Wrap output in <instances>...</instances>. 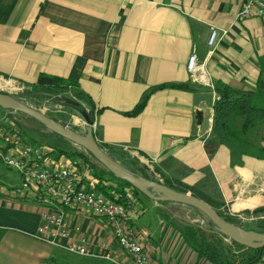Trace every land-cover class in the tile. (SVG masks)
Masks as SVG:
<instances>
[{"label":"crops","instance_id":"obj_1","mask_svg":"<svg viewBox=\"0 0 264 264\" xmlns=\"http://www.w3.org/2000/svg\"><path fill=\"white\" fill-rule=\"evenodd\" d=\"M244 1L0 0V85L4 78L19 89L28 87L40 74L67 79L94 106L93 133L105 152L117 160L122 154L138 159L159 182L198 185L242 221L262 219L264 120L242 132L243 118L233 117L234 130L250 145L239 154L212 131L216 85L264 93V14L239 19ZM211 27L219 33L212 46ZM193 51L209 85L192 80L187 70ZM164 84L169 87L152 92L139 114H127L147 90ZM11 115L1 108L0 122L16 120ZM65 125L77 129L74 121ZM62 139L60 149H44L35 138L32 143L45 151L49 164L83 163L79 154L87 151ZM95 167L87 169L86 181L99 183L102 169ZM2 181L7 189L20 178L14 172ZM127 193L126 201L140 211L134 223L142 247L155 264H214L200 258L174 228L173 202ZM64 210L68 234L57 241L85 240L111 259L72 254L38 240L33 233L45 208L0 191V264H134L116 244L106 219L83 209ZM256 264H264V252Z\"/></svg>","mask_w":264,"mask_h":264},{"label":"built area","instance_id":"obj_2","mask_svg":"<svg viewBox=\"0 0 264 264\" xmlns=\"http://www.w3.org/2000/svg\"><path fill=\"white\" fill-rule=\"evenodd\" d=\"M263 14L264 0H245L237 16L239 19H246ZM218 35L217 28L211 27L208 37L209 45L216 43ZM187 70L192 80L209 85L204 64L198 63L194 51L188 58ZM40 109L44 112L43 109L47 108L42 106ZM83 125L85 128V121ZM92 129L94 132V122ZM0 164L16 172L20 178L17 185L7 189L0 181L1 192L32 200L45 208L40 225L33 233L38 240L57 245L72 254L111 259L109 253L97 254L96 247L85 240L69 243L57 241L59 237H65L68 234L64 208L83 209L107 220L112 227L116 244L134 264H155L143 249L140 233L135 227L134 222L140 212L138 208L130 201L119 202L117 199L109 198L97 187L99 183L86 181L84 174L88 168L81 161L73 159L59 166L49 164L45 151L26 141L15 119L6 123L0 122ZM119 197L120 195L117 196ZM249 219L255 218L249 217Z\"/></svg>","mask_w":264,"mask_h":264},{"label":"trees","instance_id":"obj_3","mask_svg":"<svg viewBox=\"0 0 264 264\" xmlns=\"http://www.w3.org/2000/svg\"><path fill=\"white\" fill-rule=\"evenodd\" d=\"M164 87H169V85L164 84L152 87L147 90L142 95L140 101L135 105V107L127 114H139L145 107L150 94L155 90ZM214 90L216 92V95L218 96V99L213 105L212 131L219 143L227 146L232 152H234V154H239L244 151V148H250V145L240 139V136L232 126V119L236 115H239L243 118L244 121L242 132H246L247 129L255 122L264 120V93L260 91L250 90L242 92L236 91L223 84L216 85L214 87ZM15 98L32 106L40 107L44 104H51V106L61 105L63 106V112H70L73 109L78 113L83 114V116H86L91 122H94L95 108L88 96L80 91L75 84L62 77L40 74L37 77L36 81L29 85V89L27 91L20 95H16ZM48 116L56 121H60L63 124H66L65 122L67 120V117L66 115L62 114V111L58 114H48ZM99 146L101 147L100 144ZM59 153H62L69 158L72 157L70 153L65 151H59ZM106 153L120 165L133 172L134 174L159 182L157 179L151 176L146 166L141 164L138 159L129 158L126 155L122 154L121 156H119V160H117L112 156L111 152L106 151ZM89 155L91 154L89 153ZM79 156L83 158L84 164H88V158L86 156H83L82 154H79ZM88 168H91L94 171L95 169L97 170V168L93 164H89ZM107 173L110 178L103 179L104 182L107 183V185H103V182L100 180L104 178L105 171L99 170V184L97 185V187L104 191L109 198L117 199L119 202H124L128 199L127 189H130L134 194L140 193L126 181L116 178L108 171ZM113 183L116 184L114 185ZM160 183H163L169 188L180 192H189L195 197L202 199L203 201L211 205L222 218H224L229 223L240 227L243 230L264 232V218L255 221H242L235 215L225 213L221 211L222 204L220 202L210 200L201 190H199L198 185H188L182 182L174 184L169 180ZM108 188L113 189L111 192H109L106 191V189ZM118 195H120L119 198H117ZM162 202L169 203L168 201ZM208 222L210 229L219 233V231L213 226L211 221L208 220ZM174 228L182 235L184 241L197 252L200 258H204L210 263L256 264L261 260L264 252V248H247L230 240V243H232V245L237 246L242 250V252L239 253L238 256H235L234 253H232L231 248L221 241L212 242L207 240L204 232L198 229L195 225L184 222H174Z\"/></svg>","mask_w":264,"mask_h":264},{"label":"water","instance_id":"obj_4","mask_svg":"<svg viewBox=\"0 0 264 264\" xmlns=\"http://www.w3.org/2000/svg\"><path fill=\"white\" fill-rule=\"evenodd\" d=\"M201 91L212 92L211 87L200 86ZM0 107L14 112H20L36 120L50 132L56 133L71 143L82 147L88 151L97 161L116 178L129 183L139 192L160 201L175 202L188 205L202 212L213 226L223 236L247 248H264V232L254 230H243L222 218L219 213L208 203L195 197L189 192H180L169 188L163 183L150 180L134 174L124 168L117 161L111 158L97 143L92 124L86 116V126L84 130H74L73 128L56 121L41 111L39 106L28 105L7 93L0 91ZM197 123H201V115H196Z\"/></svg>","mask_w":264,"mask_h":264},{"label":"rangeland","instance_id":"obj_5","mask_svg":"<svg viewBox=\"0 0 264 264\" xmlns=\"http://www.w3.org/2000/svg\"><path fill=\"white\" fill-rule=\"evenodd\" d=\"M2 80L4 82H1L0 91L7 93L10 96L15 97L16 95H20L29 89V86L27 87V85H22L19 89V88H17V85L12 83L10 80L4 79V78H2ZM11 85H13V87ZM42 106H45L47 108L46 110L43 109L44 113L47 115L48 114H58L62 111V114L66 115V117H67V120H66L67 122L72 123V121H74V124L76 125V128H77L75 130H78V129L82 130V128H84V125H83L84 120H82L83 117L81 116L80 113H77L76 110L72 109V111H70V112H68V111L63 112V106H61V105L51 106V104H49V105L44 104V105H41L40 107H42ZM0 109H1V107H0ZM12 112L14 113V115H11V116L12 117L14 116L16 118V121L20 125L22 132H23V135L26 138V141L28 143H32L33 142L32 140L35 138L38 141V143H35V144H40V146L43 147L44 149H60V148H62V145L64 143L62 142L63 139L61 136H59L56 133L50 132L42 124H40L36 120L28 117L25 114H22L20 112H14V111H12ZM71 116L72 117L74 116V118H71ZM68 126H71V125H68ZM32 144H34V143H32ZM86 156L91 161V163H93L99 169L104 170L105 175L108 174L107 170L97 161V159H95L94 157L89 155L88 151L86 152ZM13 177H14V171L7 168L3 164H0V181L3 182L2 180H10ZM107 178L109 179L110 176H107ZM169 205H171L170 207H173V209H170V211L173 214V217H174L173 219L175 220V223L184 222V223H188V224L197 226L198 229H200L204 232L207 240L212 241V242L221 241L222 243L226 244L228 247L231 248L232 253H234L235 256H238L239 253L242 252V250L239 249V247L232 245V243H230V240L228 238L226 239L225 237H223L218 232L210 229V227L208 225L209 224L208 218L202 212L197 210L196 208H193V207L188 206V205H182V204L175 203V202H173ZM221 211L231 214L225 208H222Z\"/></svg>","mask_w":264,"mask_h":264}]
</instances>
